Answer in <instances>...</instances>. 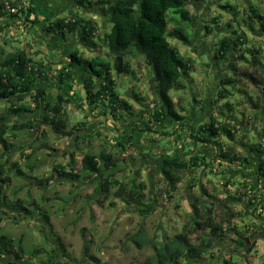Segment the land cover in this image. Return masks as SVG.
Wrapping results in <instances>:
<instances>
[{"label":"rangeland","instance_id":"374dc122","mask_svg":"<svg viewBox=\"0 0 264 264\" xmlns=\"http://www.w3.org/2000/svg\"><path fill=\"white\" fill-rule=\"evenodd\" d=\"M226 2L237 8V18L240 21L247 20L246 16L249 15L248 10H246L247 2L259 9L264 16V0H206L203 4H188L187 8L194 16L192 25L188 28L191 34V44L184 45L175 39H169V42L178 50L180 56L193 66V70L189 79L184 80L185 88L179 92L170 91L169 94L175 103L176 111L185 116L182 123L193 128L199 123L207 121V115L212 111L210 109L211 104L221 123L228 117V119H231L234 115V119H237V121L232 120L233 122H230L238 131H235V142L232 145L235 146L234 150L240 156L248 157L250 164L246 168L236 165L231 166L227 163L220 164L218 160H215L217 158V148L214 150V147H209L206 151H202V147L197 148L198 144L192 141L188 134H185L186 131L182 132L179 125L170 118L162 124V130L169 133L168 137L161 136V133H159L161 129L147 124L151 109L155 108V97L151 92L153 76L143 58L127 59L134 74L117 75L112 72L115 80V91L131 104L133 117L126 113H121L117 118L112 116L96 117L89 113L85 101L86 93L79 84L82 82L83 75L81 71H76L67 106L70 115L69 123L75 125V123L83 121V118L86 117L83 128L92 135V138L90 139V145H80L79 152L75 156V169L77 171L80 169V160L84 153L97 154L102 149L113 153L123 169L116 178L127 181L133 171L140 170V180L145 182L148 187L145 193L152 198L150 202H145L142 207L149 204L152 210L149 214H142L140 212L141 208L137 205H125L111 198L108 201H102L103 204L100 206L96 204V200L101 197L94 192L93 185H89L87 182L86 184L84 182L77 183L76 189L74 188L76 184L72 185L59 180L51 167L58 163L66 164L67 158H62V154L66 150L73 149V139L59 137L52 133L49 128L36 124L33 128L18 133L16 138H6L14 145V149L10 152V160L21 166L27 175L42 179L45 177L51 178L52 182L49 186H41L30 179L12 178L11 184L5 187L4 194L8 203L13 204L15 199L19 198L28 209L33 208L28 204L34 203L41 211L46 212L51 223L50 236L48 233L51 241H47L46 236L43 237L39 232L42 220H37L35 216L30 215H26V218L22 219L24 213L20 212L21 214L18 215L6 206L0 208V210L5 211L3 212L4 220L0 224L2 234L13 239L15 243L21 241L25 251H31L34 248L44 249L47 253L45 255L47 260H73L74 264H91L82 257L83 246L85 243H89L90 252L99 260V264H143V261L151 255V250H137L134 248L129 242L133 235L144 231L147 237L157 241L160 239H173L181 233V228L186 220L185 215L191 211V203L194 198L199 199L204 206L212 209V217L216 223L221 218L225 220L227 216H224L219 203L228 196L226 195L228 192L239 199L236 203H228V207H231L229 212L233 214V218L231 217L229 220L231 222L235 220L234 222L240 225V228H238L237 234H225L220 242L215 243L210 249V253L202 258L203 262L220 264L223 258L230 256L235 264H264V207L256 206L255 210L250 207V212H253L246 213L245 209L249 197L241 195L243 190L238 184V181H241L238 175L241 173L240 171L246 172V174L243 173V177L248 176L251 178L253 176L251 169L257 165L258 158L264 159V153L260 154L248 148L244 150L246 147L240 145L242 142L248 145L247 147L254 148V145L259 143L262 151H264V91L254 89L249 80L240 79L238 88L249 92L253 99L256 95L263 98L259 108L255 109L251 100H248L242 93L231 90L229 85L224 86V88L231 90L233 96L217 97L215 102H212L217 95V91L220 90L219 81L225 72L223 63H216L213 55L219 40L230 32V30L226 31L225 24L230 21L231 14L220 8V5H224ZM76 12L85 19L93 18L96 21L97 30L94 35L88 38L98 46L89 50L74 40L73 44L70 45L74 46V52L83 60H88L96 54L104 59L108 58V49L103 38L105 33L109 32L110 24L107 25L104 22L105 18L93 13L83 12L78 8H72L71 12L64 14L63 17H68L70 13ZM216 18V22L213 23ZM251 24L255 30L259 29L257 21H252ZM204 26L207 27L208 32L204 29ZM242 27L249 39L247 47L250 49H253L254 46L258 47L261 60L264 62V34L251 33L244 26ZM169 29H171V26H169ZM12 31L8 30L9 35L13 34ZM13 39L10 40V44L5 50L15 52L11 48L17 50L22 48L24 44L32 45L33 41L29 29L21 25H18ZM65 39L67 42L72 40L69 34H65ZM241 48L239 47V49ZM23 49L26 53L31 52L26 47ZM33 50L41 52L40 54L31 53L33 59L44 61L46 64L49 62L55 63L52 64L50 72L51 75H55V71L59 69L57 61L65 56L61 53L64 49H60L59 52H51L44 46L37 47L35 45ZM238 53L236 52L234 55H238ZM249 55L250 53L246 51V58ZM255 57L258 58L259 55ZM67 60L68 58L61 65H65ZM84 77L95 86L96 79L88 70L85 71ZM41 86L46 90L48 99L53 98L59 91L55 84L49 82L43 83ZM98 88L96 85L95 89ZM192 98H196L198 103L193 102ZM24 102L30 103V108L33 107L29 99ZM227 103L233 104L235 110H230L229 106L226 105ZM236 103L239 104L235 105ZM3 106L0 102V109ZM181 107L184 111L181 110ZM194 110L200 112L201 115L192 118L191 115ZM241 113L244 116H241ZM31 116H33L32 113H23L17 117L11 115L10 118L6 119V123L12 125L18 117L26 119ZM240 120H244L241 126H239ZM140 127L143 128V135L151 139L148 147H146L149 151H145V153H143L145 149L142 151L144 143L138 142L136 140L137 136L132 138L134 144H128L127 140L128 138L131 139L133 134H138ZM147 127H151L153 131L148 132ZM114 138H119L126 144L124 151L116 148ZM217 141L219 144L227 142L224 137L218 138ZM137 150L142 151L141 155ZM193 151L207 153L206 156L210 160L207 163L209 164L212 160L210 163L211 169L209 165L207 169L211 170L213 174L205 169L204 176H201V170L197 168L190 174L185 173L182 175V180L177 185L176 191L166 192V186L156 170V164L159 162L156 159L161 155H165V153L171 157L174 155L188 158L194 153ZM28 155L30 157L26 158ZM27 165H32L35 171L30 173ZM188 175L194 180L190 181L191 184L187 181ZM228 176L231 178L232 183L226 185L227 190L225 191L223 177ZM198 178L201 179L198 181ZM262 181L264 183L263 176ZM31 182L35 186L30 187ZM199 182L206 191L205 197L201 196ZM211 196L216 197V200ZM109 201H112L115 206L111 207ZM13 217H16L18 221H13ZM205 233H208V230H205ZM239 235L242 236H240L242 240L247 241V244L253 247L250 252L239 247V251L234 253L233 248L237 245L234 240L236 237L239 238ZM56 238L59 239L63 249L55 244ZM126 246L129 248L127 249ZM26 254L28 256L27 252Z\"/></svg>","mask_w":264,"mask_h":264},{"label":"trees","instance_id":"16d2710c","mask_svg":"<svg viewBox=\"0 0 264 264\" xmlns=\"http://www.w3.org/2000/svg\"><path fill=\"white\" fill-rule=\"evenodd\" d=\"M204 2L206 0H71L73 8L105 18L104 22L107 25L110 24V29L103 38L108 49V58L104 59L96 54L88 60H83L74 52L73 46L68 54V64L69 67L81 68L83 77L79 84L86 93L85 101L89 113L96 117L112 116L117 118L121 113L133 117L131 104L115 91V80L112 72L117 75H130L133 72L127 59L143 58L153 76L151 92L155 97V108L151 109L147 124L161 129L159 130L161 136L168 137L169 133L162 130V124L170 118L179 125L182 132L186 131L185 134H188L196 144L217 148L216 157L222 163L241 166L242 168L244 164L248 165L250 162L247 156H240L234 150L235 146L232 145L235 142V131H238L231 123L237 121L234 119L235 116L232 115L231 119L228 117L221 123L211 104L210 109L212 111L208 113L207 121L193 128L182 123L185 116L176 111L175 103L169 94L170 91L179 92L183 90L185 88L184 80L189 79L193 70V66L180 56L178 50L170 44L169 39H175L184 45L191 44V34L188 28L192 25L194 16L190 13L187 5L190 3L203 4ZM6 4L10 8H15L16 12L10 13L6 9ZM220 8L231 14L230 21L225 24L226 31L230 30V32L219 40L213 55L216 63H223L225 72L219 81L220 90L217 91L212 102H215L217 97L233 96L231 90H234L251 100L255 109L259 108L263 98L256 95L253 99L249 92L237 86L240 79H247L254 89L264 91V62L260 57V49L256 46L253 49L247 47L249 39L242 27L244 26L251 33L264 34V16L259 9L249 2L246 4V10L249 13L246 16L247 20H238L237 8L228 2L220 5ZM0 18L10 20L12 23H17L20 20L17 24L24 27L28 24L30 33H35L36 27L40 23L30 0H0ZM216 20L217 18L213 20V23ZM252 21H257L258 30L252 26ZM204 29L208 32L206 26ZM45 30L64 39L65 34H69L73 42L76 40L89 50L98 46L88 38L94 35L97 30L96 21L93 18L85 19L78 12L71 13L65 18L56 19ZM239 47H244V49H239ZM246 51L250 53L247 58ZM236 52H239L238 55H234ZM257 55H259V59L255 57ZM67 69L68 66L63 65L55 71V75H51L49 63L34 60L21 48L9 55L2 51V55H0V102L4 105L0 109V208L6 206L18 215L22 212L24 213L22 219L26 218V215H30L35 216L37 220H42L39 232L43 237L46 236L47 241H51L49 239L51 223L46 212L41 211L34 203L28 204V206L33 207L28 209L19 198L15 199L13 204L8 203L4 194V189L11 184L12 178L30 179L41 186H49L52 182L51 178L42 179L27 175L21 166L10 160V152L14 149V145L6 138H16L18 133L31 129L36 124L49 128L52 133L59 137L73 139V149L66 150L62 154V158H67L66 164L58 163L51 167L59 180L72 185L76 184L74 186L76 189L77 183L84 182L86 184L87 182V184L93 185L94 192L101 197L96 200V204L100 206L111 198L125 205H137L141 208L142 214H149L152 210L149 204L142 207L145 202H150L152 198L145 193L148 187L145 182L140 180V170L133 171L127 181L116 178L123 169L113 153L105 149L100 150L97 154L84 153L80 160V169L78 171L75 169V156L79 152L80 145H90L92 135L83 128L86 117L75 125L69 123L70 115L67 106L69 93L74 84L73 77ZM87 70L95 77V86L90 80L85 79L84 73ZM46 82L55 84L60 91L51 99H48L46 90L41 86ZM96 85L99 87L98 89H95ZM226 85L231 86L230 91L224 88ZM27 99L31 101L33 107L30 108V103L24 102ZM192 101L198 103L196 98H192ZM226 105L229 106L230 110H235L233 104L227 103ZM181 110L184 111L182 107ZM23 113H32L33 116L25 117L26 119L18 117L12 125L6 123V119L10 118L11 115L17 117ZM241 116L244 114L241 113ZM239 122V126H241L244 120ZM146 130L148 132L153 131L151 127H147ZM139 131L143 132V128L140 127ZM223 137L227 142L219 144L217 139ZM114 145L121 151L126 149L121 140L116 141ZM240 145L246 147L244 150L248 148L260 154L264 153L259 143L254 145V148H249L242 142ZM29 157L30 155L26 156V158ZM260 159V172L264 176V159ZM156 160H159L156 165L158 175L166 186V192L169 193L177 190V185L181 182L183 174H190L197 168L199 169L200 163L207 161V157L199 153H193L188 158L174 155L171 157L165 153ZM27 166L30 173L35 171L32 165ZM191 179L188 175L187 181L189 182ZM223 179V187L226 191V185L231 184L232 180L229 176L223 177ZM238 184L243 190L241 195L249 197L245 209L246 213L251 211L250 207L255 210L256 206L264 205L263 189L260 203H252L249 196L251 195L250 190H253L251 189L252 185L250 183L243 184L242 181H238ZM31 186H35V184L31 182ZM199 186L202 196L206 191L202 185ZM226 195L228 196L219 203L224 216H227L225 220L221 218L216 223L212 217V209L204 206L199 199L194 198L191 203V211L185 215L186 220L181 228V233L173 239L157 241L147 237L144 231L133 235L129 242L134 248L151 250V255L143 261V264H207L203 262L202 258L210 253V249L215 243L220 242L225 234H237L238 228H240V225L234 222L235 220L232 222L229 220V218H233V214H230L231 207H228V203H236L239 199L228 192ZM211 197L216 200V197ZM109 204L111 207L115 206L112 201H109ZM3 212L5 211L0 210V224L4 220ZM13 221L17 222L18 220L13 217ZM205 230H208V233H205ZM240 236L234 240L238 245L233 248L234 253L239 251V247L250 252L253 247L249 246ZM54 242L60 249H63L58 238ZM46 254L41 248L25 251L21 241L15 243L13 239L1 233L0 227V264H74L73 260H47L45 259ZM82 257L91 264H99V260L90 252L89 243L84 244ZM220 264L235 263L229 256L223 258Z\"/></svg>","mask_w":264,"mask_h":264},{"label":"crops","instance_id":"0c3cea01","mask_svg":"<svg viewBox=\"0 0 264 264\" xmlns=\"http://www.w3.org/2000/svg\"><path fill=\"white\" fill-rule=\"evenodd\" d=\"M30 1H31L32 6L34 7V12H35V14H36V16H37V18H38L40 23L37 25L35 33H31L32 39H33L32 45L24 44L21 49H23L24 47H26V49H30L31 52H28L27 54L29 56H31V53L32 54H40L41 53L39 51H34L33 50V46H35V45L37 47L40 46V45L44 46L45 48L49 49V51H51V52H57V51L59 52V50L63 48L64 50L61 53H63L65 56L62 59H59V61H57L58 65H59V68H61L63 66L61 64L63 62H65V60L68 58V54H69V51H70L69 47H72L70 45L73 44L72 43L73 41L69 40L67 42V40L64 39L63 37L55 35V34H52V33H49L47 30H45V28H47L49 26V24L52 23L53 21H55L56 19L64 18L63 17L64 14L71 12V9L73 8L71 0H30ZM0 20H1L0 21V43H1L0 55H2V51H4L6 55H9V54H12L13 51H11V50L8 51V50H5V49L7 48L8 44H10V40H14L13 39V35L17 31L18 25L19 26L21 25V24H17V23L20 22V20H18L17 23H12L10 20L7 21V20H3L2 18H0ZM27 25H26V27L28 28ZM8 30L9 31L13 30L12 31L13 34L9 35ZM11 49L14 50V51L18 50V49L17 50L14 49V48H11ZM60 60H63V61H60ZM68 61L69 60H67L65 65L68 66L67 71H68V73L70 75H72V77L74 79V75H75L74 73L76 71L77 72L81 71V68L80 67H69ZM52 64H55V63L54 62L53 63L49 62V66L50 67L52 66ZM55 69H56V67H55ZM50 84H52V83H50ZM55 87H57V86L55 85ZM57 89H58V87H57ZM59 92L60 91H58V93ZM200 115H201L200 112H196L194 110V111H192L191 117L195 118V116H200ZM138 132H139L138 134L135 133L136 135L133 134L131 136V139L130 138H128V139L125 138V139L128 140V142H129L128 144H134V141L132 140V138H135L137 136L138 138H136V140L138 142H141L142 144L144 143L142 151L145 149L144 152H143V153H145V151L146 152L149 151V150L146 149V147H148L149 141H151V139H149L148 137L143 135V133L141 131H138ZM120 140L121 139H119V138H114V143L116 141H120ZM121 142L124 143L122 140H121ZM140 147L142 148V146H140ZM196 147L197 148H201L202 147L201 150L202 151H206L207 148L212 147V146L197 145ZM214 150H215V147H214ZM137 151L139 152V155H141L142 151L141 150H137ZM194 153H197V152L195 151ZM199 154H203L205 156L207 155L206 152H202V153H199ZM207 160L210 161L209 158H207ZM215 160H216V158H215ZM211 162H212V160H211ZM211 162H209V164H207V168H208V165H209V167L211 169V166H210ZM231 166H235V165H231ZM246 167H247V165L244 164L243 168H246ZM209 171H210L211 174H213V172L211 170H209ZM240 172H239L240 174H238V175H239L240 180L242 181V183L243 184L249 183L250 178L248 176L247 177H243V173L246 174V172L245 171H240ZM229 174H230V172H229ZM262 183H263V181H262Z\"/></svg>","mask_w":264,"mask_h":264},{"label":"flooded vegetation","instance_id":"af4514ba","mask_svg":"<svg viewBox=\"0 0 264 264\" xmlns=\"http://www.w3.org/2000/svg\"><path fill=\"white\" fill-rule=\"evenodd\" d=\"M259 153V152H258ZM261 157H259L258 158V163H257V165H255V166H253V168H252V172H253V176L250 178V180H249V183L252 185V188L251 189H253V190H250V194L251 195H249L250 197H251V201H252V203H255V202H257V203H260V199H261V189H263V202H264V183H262V174H261V172H260V161H261V159H260ZM216 160H218V158H216ZM208 162V160L207 161H204V162H201L200 163V167H199V169L201 170V176H204V174H205V169H207V163ZM218 162L220 163V164H222V162L220 161V160H218ZM157 165V164H156ZM156 170H157V167H156ZM208 171H209V169H207ZM220 175V174H219ZM264 177V176H263ZM201 178H198V181L200 180ZM191 181H193L192 179H191ZM197 181V182H198ZM189 183H190V181H189ZM191 184V183H190ZM201 183L199 182V185H200ZM256 196V197H255ZM203 197H205V194H203ZM263 207H264V205H263ZM253 212V211H252ZM252 212H249V213H252ZM253 215V214H252ZM253 232V231H252ZM254 234V233H253ZM247 242V241H246ZM251 243L253 242V241H250Z\"/></svg>","mask_w":264,"mask_h":264},{"label":"built area","instance_id":"2783aa9c","mask_svg":"<svg viewBox=\"0 0 264 264\" xmlns=\"http://www.w3.org/2000/svg\"><path fill=\"white\" fill-rule=\"evenodd\" d=\"M6 9L10 12V13H15L16 9L15 8H10L8 4H6Z\"/></svg>","mask_w":264,"mask_h":264}]
</instances>
